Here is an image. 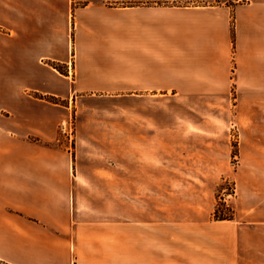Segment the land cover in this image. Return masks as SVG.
I'll list each match as a JSON object with an SVG mask.
<instances>
[{
	"label": "crops",
	"instance_id": "obj_1",
	"mask_svg": "<svg viewBox=\"0 0 264 264\" xmlns=\"http://www.w3.org/2000/svg\"><path fill=\"white\" fill-rule=\"evenodd\" d=\"M0 264H264V0H0Z\"/></svg>",
	"mask_w": 264,
	"mask_h": 264
},
{
	"label": "rangeland",
	"instance_id": "obj_2",
	"mask_svg": "<svg viewBox=\"0 0 264 264\" xmlns=\"http://www.w3.org/2000/svg\"><path fill=\"white\" fill-rule=\"evenodd\" d=\"M233 135V143H234V148H233V158L231 161L232 167L235 168L236 162H237V134L236 131L233 129L232 132ZM220 190H218L217 193V204H216V209H217V214L222 216H228L232 214V207L230 204V201L234 195V182L230 178L223 179L222 184L220 186ZM232 189V196L226 197L225 194L230 192L229 190ZM224 196V197H221Z\"/></svg>",
	"mask_w": 264,
	"mask_h": 264
},
{
	"label": "trees",
	"instance_id": "obj_3",
	"mask_svg": "<svg viewBox=\"0 0 264 264\" xmlns=\"http://www.w3.org/2000/svg\"><path fill=\"white\" fill-rule=\"evenodd\" d=\"M214 217L216 219H220V220H222V219H230L232 217V214L228 215V216H225V215L220 216V215L217 214V209H216L215 213H214Z\"/></svg>",
	"mask_w": 264,
	"mask_h": 264
},
{
	"label": "built area",
	"instance_id": "obj_4",
	"mask_svg": "<svg viewBox=\"0 0 264 264\" xmlns=\"http://www.w3.org/2000/svg\"><path fill=\"white\" fill-rule=\"evenodd\" d=\"M71 128H72V124L70 122L69 125H68V129L71 130ZM229 191L230 192H228V193L225 194L226 197L232 196V189H230ZM221 197H224V196H221Z\"/></svg>",
	"mask_w": 264,
	"mask_h": 264
}]
</instances>
